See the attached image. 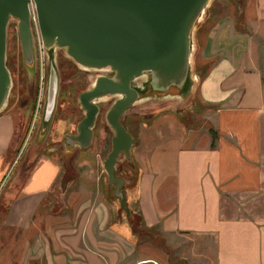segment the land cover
Wrapping results in <instances>:
<instances>
[{
  "label": "crops",
  "instance_id": "1",
  "mask_svg": "<svg viewBox=\"0 0 264 264\" xmlns=\"http://www.w3.org/2000/svg\"><path fill=\"white\" fill-rule=\"evenodd\" d=\"M240 1L239 18L211 0L194 36L175 103L196 95L199 127L130 147L122 199L88 159H7L14 120L0 111V264H264V0Z\"/></svg>",
  "mask_w": 264,
  "mask_h": 264
},
{
  "label": "water",
  "instance_id": "2",
  "mask_svg": "<svg viewBox=\"0 0 264 264\" xmlns=\"http://www.w3.org/2000/svg\"><path fill=\"white\" fill-rule=\"evenodd\" d=\"M209 0H0V107L10 84L5 66V35L10 19L15 21L22 60L31 64L33 42L29 3L32 2L42 46L48 54L43 126L49 121L57 93V73L50 50L58 47L76 64L107 68L109 75H97L77 100L83 117L76 133L64 140L89 145L91 127L98 112L94 100L115 97L104 114L112 130L110 149L102 169L113 194L122 199V179L114 174L117 157L128 156L134 143L120 117L139 96L132 85L147 77L154 92L180 89L188 74L191 30Z\"/></svg>",
  "mask_w": 264,
  "mask_h": 264
},
{
  "label": "rangeland",
  "instance_id": "3",
  "mask_svg": "<svg viewBox=\"0 0 264 264\" xmlns=\"http://www.w3.org/2000/svg\"><path fill=\"white\" fill-rule=\"evenodd\" d=\"M220 1L222 3V6L219 7L221 14L228 13L234 17H241V13H239L240 0ZM210 2L211 0L207 2L201 14H205ZM29 12L33 42L31 64L27 65L22 60L15 21L10 19L6 26L4 60L10 77V84L0 111L10 113L14 120L11 145L6 155L7 159L14 161L19 158L18 161L26 162L25 160H30L35 152L40 151L63 168L75 165L77 159H88L96 165L98 172L102 175L107 192L106 196L110 200H115L113 185L108 183L101 165L110 149V137L113 134L104 120V114L115 97L106 96L94 100L98 112L91 127L92 135L87 147L81 148L77 143L68 144L64 140L65 136L76 133L77 123L83 117V110L77 100L78 94L88 89L94 78L99 74L108 72V69L87 68L78 65L65 54L63 49L53 47L50 54L57 73V93L52 115L47 124L43 126L42 111L49 59L39 37L32 2L29 3ZM201 14L191 30L187 78L193 68L194 36L201 37L204 28L212 22L213 18L212 16L207 19L204 18L205 16L201 17ZM202 23L203 25L199 28ZM198 66L203 72L204 64ZM187 78L180 89L170 88L161 93L154 92L149 88L145 76L132 81V85L139 92V96L123 111L120 117L121 123L134 139L131 148L136 145V142L143 140L148 133H170L177 128L181 129V127L188 132L192 127H199L202 118L201 113L206 108L199 102L197 96H194L195 105L192 104L190 97L183 99L182 104L175 103L177 95L181 93L179 90L188 89ZM137 173L138 164L132 149L129 150L127 157L122 154L117 157L114 174L122 179L120 191H123L126 185H131L134 182Z\"/></svg>",
  "mask_w": 264,
  "mask_h": 264
},
{
  "label": "flooded vegetation",
  "instance_id": "4",
  "mask_svg": "<svg viewBox=\"0 0 264 264\" xmlns=\"http://www.w3.org/2000/svg\"><path fill=\"white\" fill-rule=\"evenodd\" d=\"M110 74V72H109V70H108V72L106 71V72H104V74H99V75H109ZM73 135V134H72ZM68 136V135H67ZM67 136H65V137H67Z\"/></svg>",
  "mask_w": 264,
  "mask_h": 264
},
{
  "label": "bare ground",
  "instance_id": "5",
  "mask_svg": "<svg viewBox=\"0 0 264 264\" xmlns=\"http://www.w3.org/2000/svg\"><path fill=\"white\" fill-rule=\"evenodd\" d=\"M201 17H203V13L201 14Z\"/></svg>",
  "mask_w": 264,
  "mask_h": 264
},
{
  "label": "trees",
  "instance_id": "6",
  "mask_svg": "<svg viewBox=\"0 0 264 264\" xmlns=\"http://www.w3.org/2000/svg\"><path fill=\"white\" fill-rule=\"evenodd\" d=\"M205 70V69H204ZM202 73V72H201Z\"/></svg>",
  "mask_w": 264,
  "mask_h": 264
}]
</instances>
